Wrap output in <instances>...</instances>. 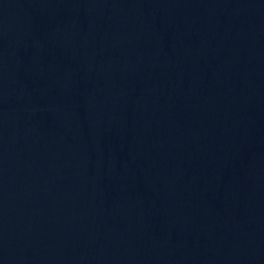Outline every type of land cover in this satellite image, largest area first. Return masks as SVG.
I'll use <instances>...</instances> for the list:
<instances>
[{
	"label": "water",
	"instance_id": "1",
	"mask_svg": "<svg viewBox=\"0 0 264 264\" xmlns=\"http://www.w3.org/2000/svg\"><path fill=\"white\" fill-rule=\"evenodd\" d=\"M0 264H264V0H0Z\"/></svg>",
	"mask_w": 264,
	"mask_h": 264
}]
</instances>
